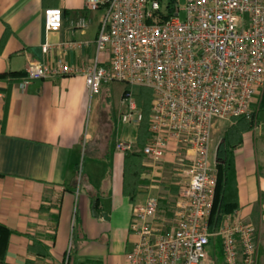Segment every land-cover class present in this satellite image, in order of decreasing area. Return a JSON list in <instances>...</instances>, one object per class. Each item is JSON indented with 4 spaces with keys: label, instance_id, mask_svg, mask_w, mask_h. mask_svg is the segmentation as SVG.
<instances>
[{
    "label": "crops",
    "instance_id": "crops-1",
    "mask_svg": "<svg viewBox=\"0 0 264 264\" xmlns=\"http://www.w3.org/2000/svg\"><path fill=\"white\" fill-rule=\"evenodd\" d=\"M83 6V0H0V75L6 76L0 79V224L10 231L0 264H65L66 259L68 264H124L135 241L129 231L132 206L177 192L168 173L175 159L172 144L162 168L151 169L143 157L135 192H123L127 153L116 151L115 144L131 141V152L138 151L136 114L130 123L122 121L124 91L114 128L101 124L96 112L105 88L91 98L80 75L20 86L30 63L53 68L62 60L80 68L92 62L103 11L87 13ZM55 8L63 12V26L48 33L43 11ZM82 16L87 26L79 30L73 23ZM19 73L23 76H10ZM129 90L135 102L141 88ZM231 125L212 128L208 160L213 168ZM240 139L227 149L235 179L233 213L255 227L257 263L264 264V135L255 127ZM83 161L89 162L87 172Z\"/></svg>",
    "mask_w": 264,
    "mask_h": 264
},
{
    "label": "built area",
    "instance_id": "built-area-1",
    "mask_svg": "<svg viewBox=\"0 0 264 264\" xmlns=\"http://www.w3.org/2000/svg\"><path fill=\"white\" fill-rule=\"evenodd\" d=\"M83 5L87 13L103 11L92 62L80 68L62 60L53 68L30 63L20 86L80 75L90 96L113 83L152 91L150 137L142 154L151 169L162 168L173 145L169 180L177 192L132 206L129 231L135 241L124 264H216L210 255L213 236L220 240L223 264H258L256 229L237 212L222 215L215 233L209 230L217 179L208 152L215 121L249 115L264 88V0H185L183 6L178 0H83ZM43 17L46 32L61 30L60 8L45 9ZM86 26L83 16L73 23L79 30ZM122 100L127 107L122 121L130 123L136 114L139 124L133 94ZM133 147L127 140L115 144L121 153ZM168 199L170 215L159 208Z\"/></svg>",
    "mask_w": 264,
    "mask_h": 264
},
{
    "label": "trees",
    "instance_id": "trees-1",
    "mask_svg": "<svg viewBox=\"0 0 264 264\" xmlns=\"http://www.w3.org/2000/svg\"><path fill=\"white\" fill-rule=\"evenodd\" d=\"M11 77H21L23 73L11 74ZM5 75H0V79H4ZM102 89V88H101ZM129 87H126L122 99L128 93ZM135 103L140 110L141 119L137 128V152L127 153L124 158V172H123V192L128 190L135 192V188L139 184V177L143 171L142 166V149L144 148L147 139L150 137L148 131L149 114L152 101V91L148 88H141V92L134 98ZM256 120H263L264 118V88L256 107ZM255 115L243 116L239 118H232V125L225 132V136L219 145L217 163L215 165L216 171V186L214 192L213 205L209 216V230L212 232L218 225L220 218L224 214H231L235 208V179L233 169V159L231 152H228L229 146H236L240 142V134L254 129ZM133 201V198H131ZM10 231L0 224V259L4 257L8 237ZM212 243V240H211ZM212 246V244H211ZM214 252L212 250V257L216 264H223L221 254L220 240L217 239L215 243Z\"/></svg>",
    "mask_w": 264,
    "mask_h": 264
},
{
    "label": "rangeland",
    "instance_id": "rangeland-1",
    "mask_svg": "<svg viewBox=\"0 0 264 264\" xmlns=\"http://www.w3.org/2000/svg\"><path fill=\"white\" fill-rule=\"evenodd\" d=\"M178 3H179V6H183L185 4V0H178ZM179 17L181 19L184 18V13L181 12ZM104 88H105V91H104V94L102 95V97L100 99V102H99L100 104L95 106L96 107V112H97L98 116L101 115L100 116V123L101 124H103V123L113 124V126L115 128L116 127V119H117V116H118V110H119L120 105H121V94H122V92L124 91V89L126 87H125V85H122V84L113 83V84H110V85H108V86H106ZM262 91H263V89L253 99V101H252V103L250 105L248 113H249V116L255 115L254 128L257 127L258 130H261L262 134L264 135V118H263V120H260V119L256 120V111H257L256 107H257V104H258L259 99L261 97ZM101 92L102 91L100 90L97 93H95V94H93L91 96L89 95V96L92 98V97H95V96L99 95ZM98 109L101 110L100 114L97 111ZM229 122L232 123V120L231 119L230 120H217V122H216V124H215L213 129L220 128L221 131H222L223 129H225L227 127ZM81 165L84 166V169L87 172V169H88L87 166L89 165V162L88 161H83L81 163ZM169 172L170 171L168 170V173ZM175 194L176 193L166 192V196L175 195ZM169 198H171V197H169ZM164 205H165L166 209L169 210L166 214L170 215L171 214L170 211H172V209H173L172 208L173 207V199H168L167 201H165ZM219 223H220V221H219ZM213 233H215V230L213 231ZM75 234H76V232H75ZM217 239H218V237H216V236H213V238H212L211 250H213V252L215 250L214 248H215V243H216ZM74 245H75V242H74ZM73 252H74V249L72 250V252L70 254V248H69V252H68L67 256H69V254H70L71 259L73 258ZM67 261L68 260L66 259V264H67Z\"/></svg>",
    "mask_w": 264,
    "mask_h": 264
},
{
    "label": "water",
    "instance_id": "water-1",
    "mask_svg": "<svg viewBox=\"0 0 264 264\" xmlns=\"http://www.w3.org/2000/svg\"><path fill=\"white\" fill-rule=\"evenodd\" d=\"M91 212H92V215L97 218L98 217V214H96L95 212V201L92 202V205H91ZM103 217H106L105 214H103Z\"/></svg>",
    "mask_w": 264,
    "mask_h": 264
}]
</instances>
